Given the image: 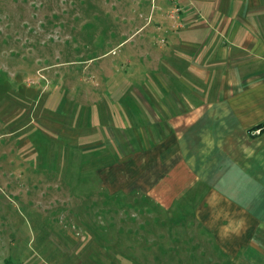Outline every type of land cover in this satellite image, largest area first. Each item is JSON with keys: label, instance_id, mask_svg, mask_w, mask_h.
I'll use <instances>...</instances> for the list:
<instances>
[{"label": "rangeland", "instance_id": "rangeland-1", "mask_svg": "<svg viewBox=\"0 0 264 264\" xmlns=\"http://www.w3.org/2000/svg\"><path fill=\"white\" fill-rule=\"evenodd\" d=\"M212 4L0 0V264H240L187 207L102 176L141 142L128 103L186 86L174 35Z\"/></svg>", "mask_w": 264, "mask_h": 264}, {"label": "crops", "instance_id": "crops-1", "mask_svg": "<svg viewBox=\"0 0 264 264\" xmlns=\"http://www.w3.org/2000/svg\"><path fill=\"white\" fill-rule=\"evenodd\" d=\"M212 5L174 35L196 63L178 72L186 86L159 90L156 106L128 103L122 119L142 124L141 142L126 139L130 153L102 176L113 191L187 207L224 258L264 264V130L253 133L264 123V0Z\"/></svg>", "mask_w": 264, "mask_h": 264}, {"label": "built area", "instance_id": "built-area-1", "mask_svg": "<svg viewBox=\"0 0 264 264\" xmlns=\"http://www.w3.org/2000/svg\"><path fill=\"white\" fill-rule=\"evenodd\" d=\"M264 130V123L262 124V126L260 128H256V129H253V133L254 134H260L261 131Z\"/></svg>", "mask_w": 264, "mask_h": 264}, {"label": "trees", "instance_id": "trees-1", "mask_svg": "<svg viewBox=\"0 0 264 264\" xmlns=\"http://www.w3.org/2000/svg\"><path fill=\"white\" fill-rule=\"evenodd\" d=\"M262 124H263V123H262ZM262 124L256 126L254 129H256V128H260V127L262 126Z\"/></svg>", "mask_w": 264, "mask_h": 264}]
</instances>
